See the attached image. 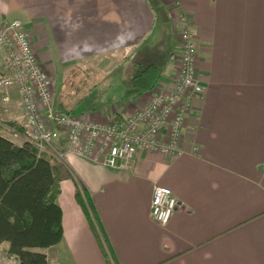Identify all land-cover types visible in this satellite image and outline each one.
I'll return each mask as SVG.
<instances>
[{"label": "crops", "instance_id": "obj_1", "mask_svg": "<svg viewBox=\"0 0 264 264\" xmlns=\"http://www.w3.org/2000/svg\"><path fill=\"white\" fill-rule=\"evenodd\" d=\"M178 12L195 34L204 86L181 153L141 151L126 170L73 154L54 159L63 233L58 244L36 249L47 264H264V0H0V20L26 29L56 109L63 81L78 71L112 76L114 100L80 114L98 121L127 115L151 92L129 82L137 64L156 66L159 76L171 71ZM8 73L0 49V77ZM4 94L1 128L23 119L17 87ZM80 183L113 259L76 200ZM155 184L178 200L165 226L150 212Z\"/></svg>", "mask_w": 264, "mask_h": 264}, {"label": "built area", "instance_id": "obj_2", "mask_svg": "<svg viewBox=\"0 0 264 264\" xmlns=\"http://www.w3.org/2000/svg\"><path fill=\"white\" fill-rule=\"evenodd\" d=\"M0 49L9 73L0 77V89L16 86L24 114L18 131L2 125L4 136L46 152L56 160L73 154L109 169L126 170L137 153L155 151L171 159L180 154L187 115L195 96L204 91L196 65L198 45L190 20L177 14V39L170 72L159 76L151 92L127 115L98 121L60 111L53 106L49 78L32 48L21 21L0 20ZM2 100H9L7 95ZM178 207L167 186L153 185L152 219L165 226ZM0 264H20L18 257L0 244Z\"/></svg>", "mask_w": 264, "mask_h": 264}, {"label": "trees", "instance_id": "obj_3", "mask_svg": "<svg viewBox=\"0 0 264 264\" xmlns=\"http://www.w3.org/2000/svg\"><path fill=\"white\" fill-rule=\"evenodd\" d=\"M158 78L156 66L137 64L131 85L140 91L150 90ZM8 125L21 130L15 123ZM53 161L46 152L38 155L28 143H14L1 133L0 125V244L7 242L8 251L18 257L20 264H47L45 253L36 249L49 248L62 240V211L56 202L59 184ZM75 197L96 238L104 242L112 257L82 183Z\"/></svg>", "mask_w": 264, "mask_h": 264}, {"label": "rangeland", "instance_id": "obj_4", "mask_svg": "<svg viewBox=\"0 0 264 264\" xmlns=\"http://www.w3.org/2000/svg\"><path fill=\"white\" fill-rule=\"evenodd\" d=\"M134 71L135 68L130 73V83ZM111 77L109 73L101 72L94 68H86V70L78 71L77 74L63 81L61 85L62 92L56 95L57 106L64 112L76 115H80L87 109L107 106L114 100ZM7 89H0V96H4L5 94L3 95V93ZM85 118L91 119L88 116H85ZM15 122L18 127H21L24 124V114L23 119L20 121L17 119Z\"/></svg>", "mask_w": 264, "mask_h": 264}]
</instances>
